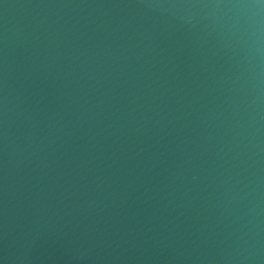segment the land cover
<instances>
[{"label": "water", "instance_id": "water-1", "mask_svg": "<svg viewBox=\"0 0 264 264\" xmlns=\"http://www.w3.org/2000/svg\"><path fill=\"white\" fill-rule=\"evenodd\" d=\"M0 264H264V0H0Z\"/></svg>", "mask_w": 264, "mask_h": 264}]
</instances>
